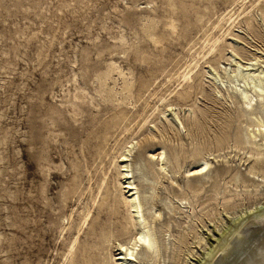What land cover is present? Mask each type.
Instances as JSON below:
<instances>
[{"label":"rangeland","instance_id":"obj_1","mask_svg":"<svg viewBox=\"0 0 264 264\" xmlns=\"http://www.w3.org/2000/svg\"><path fill=\"white\" fill-rule=\"evenodd\" d=\"M239 1L0 0V264L64 263L67 232L79 221V209L92 203L105 175L110 194L120 192L118 179H125L113 157L146 117L153 121L132 140V180L145 211L161 210L160 220L170 224L175 237L187 221L183 210L196 206L193 217L205 244L188 243V264L203 263L230 221L245 220L239 230L243 234L264 225L251 222L264 200L233 215L222 212L221 230L214 225L220 214L210 210L216 192L227 197L247 193L245 185L253 182L248 180L249 163H254L249 157L251 120L230 98L213 94V74H225L218 63L209 62L214 55H204L207 40L220 34L215 28L220 16L241 12ZM253 1L245 0L246 6ZM261 4L251 13L250 26L240 18L233 40L240 48L250 47L246 41L262 47L257 51L264 56ZM232 60L221 63L230 67ZM191 69L194 77L198 72L194 82L202 89L179 101L178 94L188 88L183 74ZM124 79L132 81L130 91ZM158 109H165V115L158 116ZM172 109L183 119L201 118L202 130L175 132L168 121ZM118 113L125 115L123 122L104 137L106 122ZM260 115L264 119V107ZM154 125L166 129L159 140L165 142L169 167L178 170L177 183L167 176L158 179V140L141 143ZM209 153L221 157L211 160L207 175L188 177L186 169ZM219 254L211 264L221 261ZM139 256L138 264H144L146 255L141 251Z\"/></svg>","mask_w":264,"mask_h":264},{"label":"bare ground","instance_id":"obj_2","mask_svg":"<svg viewBox=\"0 0 264 264\" xmlns=\"http://www.w3.org/2000/svg\"><path fill=\"white\" fill-rule=\"evenodd\" d=\"M238 3L242 7L241 12L238 13L235 9L229 12L227 10L228 13L225 12L226 14L220 16L215 26V28L220 30V34L213 35L207 40L208 43L205 46L206 53L204 55H208V58H211L210 54L214 55L209 62L218 63L216 68H222L225 74L223 76L218 70L213 74L215 81V84L212 85L213 94L218 98H230L232 103H236L239 113L241 112L242 115L248 116L249 120H251L248 125L249 143L251 144L249 157H252L251 161L254 160V163H249L248 171L251 179L248 177V180L253 182L245 185L247 193L236 191L230 194L229 197L222 195L221 192L214 194L217 196V200L214 199L215 202L212 201L215 204L210 205V210L213 213L218 212L220 215L215 221L213 219L210 220L214 221V225L218 229H222L225 221L222 212L233 215L244 207L250 208L264 200V119L260 115L261 109L264 107V56L262 54L259 55L260 52L257 51L262 49V47H257L246 41L250 47L246 49L245 47L240 48L235 45L233 40L236 37V34H233L234 28L240 22V18L243 17L248 20V25L252 11L261 3L260 7L262 8L264 0H254L250 8L246 6L245 0H241ZM228 36H231L230 40ZM259 37L264 39L261 34H259ZM238 39L245 40L239 35ZM253 47L257 48L252 49ZM228 49H230V53H227L229 56H226ZM224 58L226 60L233 59L234 64H230V67L228 63L222 65L221 59ZM192 71L193 69L183 74V87L186 85L188 88L178 94L179 101H188L192 96L191 92L193 90L199 91L202 89L200 82H194L198 72L194 77ZM118 73L125 77V73L122 70H118ZM200 73L203 72L201 71ZM225 83H229V85L225 86ZM144 85L142 84L140 88ZM131 87H133L132 81L124 79V89L130 91ZM172 110L173 114H168L170 115L168 121L175 132L178 134L183 131L189 132L190 128L193 131L202 130L203 121H201V118L194 114L187 119H183L180 113L174 109ZM158 111V116L166 113L165 109H158ZM205 114L206 112H203V115ZM124 118L125 115L121 113L111 116L105 124L104 137L108 133H112L113 128L122 123ZM152 121L153 118H144L138 127L134 131L132 130L133 132L130 133L129 139L125 140L119 154L113 157V164L117 167L119 175L122 176L121 178L125 179L123 182L118 179V184L121 187L120 192L110 194L109 179L105 175L102 184L98 185L99 192L92 197V203L90 204V201L88 203L85 202L86 204L79 209V221L73 224V228L68 230V239L63 244V264H138L141 251L146 255L144 264H188L186 260L188 243L195 239L199 245L203 246L205 244L204 236L199 234L196 217H193L195 216L194 211L196 208L193 204L190 205L189 211L183 210V206H179L186 214L187 221L182 226V232H179L178 237H175V233L171 232L170 224L160 220L161 210L155 208L151 212L145 211L139 188L136 181L132 180L134 174L132 173L129 160L135 148L132 140L141 136L144 129L147 128L148 122ZM253 122H256V124ZM153 129L155 130H151V132L141 138V143L149 145L155 139L158 140L161 151L157 153V158L155 154H151L153 159L159 160L158 179L167 176L177 183L176 174L178 170L174 167H169L165 142L159 140L160 137L165 136L166 129L159 128L157 125H154ZM218 157H221V154L209 153L201 159L195 168L186 169L187 176L202 178L207 175L212 165L211 160ZM243 182L245 181L243 180ZM123 183H126V185L123 186ZM250 185L253 186L251 189ZM103 186L105 188L104 191L102 190ZM123 188H128L127 192L131 193L125 195V191H122ZM101 190L102 192H100ZM67 194V191L63 192V196H67ZM180 200L182 201V199ZM258 211L253 213L255 214L254 220L247 221H257V224L260 222L264 223V207ZM209 215L206 218H209ZM251 215L247 219L253 216ZM202 221H205L204 216ZM242 222H245V220L229 222L228 231L221 235L216 245L211 244L210 247H213L207 253L206 259L204 258L202 264H206L208 261V264H211L220 255L219 253H222V257H219L221 261L219 260L218 264H264V225H253L254 230L248 234H243L239 231ZM237 231H239L238 238L232 244L230 239ZM239 246L240 249L238 248Z\"/></svg>","mask_w":264,"mask_h":264}]
</instances>
